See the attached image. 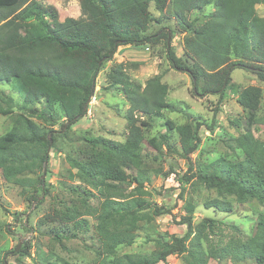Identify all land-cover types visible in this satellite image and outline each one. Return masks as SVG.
Here are the masks:
<instances>
[{
  "label": "trees",
  "instance_id": "obj_1",
  "mask_svg": "<svg viewBox=\"0 0 264 264\" xmlns=\"http://www.w3.org/2000/svg\"><path fill=\"white\" fill-rule=\"evenodd\" d=\"M78 1L81 17L60 21L53 5L37 0H0V84H9L23 100L13 128L0 137V177L23 192L34 190L31 202L36 200L37 191L45 190L42 177L55 142L49 135L56 131L47 125L58 124L59 108L64 113L65 133L87 115L97 75L120 46L152 47L165 39L173 68L189 73L195 89L202 80L204 94L223 97L233 86L231 72L238 67L264 81V18L257 17V7L264 0ZM152 4L157 11L168 10L184 31L191 32L184 42L191 66L171 51L169 31L148 34L153 22ZM211 5L215 11L196 27V20L188 18L190 13ZM108 79L110 86L122 88L130 104L126 142L84 137L88 147L80 150V157L68 158L71 169L76 170L71 176L81 185L74 187L77 199L66 205V224L87 230L88 220L82 216L96 217L102 253L113 257L98 264H161L174 254L185 256V264H209L211 260L264 264V212L258 216L254 235L243 239L240 228H222L213 219H205L195 227L196 206L192 202L186 203V215L181 219L187 227L185 236L159 241L160 250L149 256L116 255L118 247L134 244L139 223L150 218L147 210L153 215L166 211L162 207L153 209L152 203L142 197L127 196L122 186L132 181L141 187L144 184L143 177L132 171L142 165L143 128L149 124L140 122L137 116H159L172 107L166 102L169 87L162 83L161 75L150 78L142 87L120 63L111 68ZM261 98L258 87H249L239 96L248 119L244 133L233 141L245 158L237 162L220 158L200 165L196 171L194 178L215 188L219 195L205 204L208 209L230 211L229 197L242 203L256 201L264 207V139L253 133L254 125L264 124V116L256 114ZM15 107L13 96L0 88V115L11 116ZM166 126L168 132H178L181 155L190 162L201 143L200 123L197 128L189 124L176 127L167 121ZM149 144L156 151L164 145L170 148V136L166 133L160 142L154 138ZM94 198L99 200L97 207L90 203Z\"/></svg>",
  "mask_w": 264,
  "mask_h": 264
},
{
  "label": "rangeland",
  "instance_id": "obj_2",
  "mask_svg": "<svg viewBox=\"0 0 264 264\" xmlns=\"http://www.w3.org/2000/svg\"><path fill=\"white\" fill-rule=\"evenodd\" d=\"M45 5H53L59 12L60 21L67 17L80 18L82 15L78 0H37ZM153 22L148 34L164 29L171 33L170 49L184 64L191 66V60L185 56V39L191 32L184 31L180 22L168 10L157 11L150 7ZM215 11L213 5L190 13L188 18L201 26ZM257 17L264 18V4L257 7ZM165 39L157 46H120L113 59L106 62L99 71L95 82V95L90 102L87 115L72 125L66 133L62 130L64 113L57 109L58 124L47 125L56 131L55 142L50 149L49 163L46 165L44 177L45 190L34 194V190L23 192L21 187L6 183L0 177V264H98L109 262L113 257L102 253L99 240L97 219L95 216L83 215L88 220L87 230L73 228V223L66 224V205L75 201L74 193L77 179L71 176L76 170L71 169L68 158L80 157V150L86 149L84 137H100L107 140L125 143L129 135L126 115L130 108L121 87H112L108 74L115 64L123 63L127 74L133 81L145 87L146 82L156 76H162V83L169 87L166 102L172 108L165 109L159 116L138 115L140 122L149 124L143 128L142 165L133 170V174L143 177V187L138 183H125L126 195L142 197L154 207L166 209L164 214L153 215L142 221L136 231L137 238L132 246H120L117 256L125 254L149 256L160 250L161 240H169L171 236L183 237L187 227L181 224L186 215L187 202L196 208L193 224L196 227L205 219H213L225 228L235 225L241 229L242 238L248 239L255 233L259 214L264 207L256 201L242 203L236 198H227L232 204L230 211L206 208L205 204L219 198L215 188L202 185L194 176L203 164H210L220 158L232 162L243 160L245 155L236 149L233 139L245 131L248 111L239 102V96L249 87L262 90V98L257 116H264V81L250 71L239 68L231 72V84L223 97L204 94L203 81L195 89L189 73L174 69L167 56ZM0 88L13 96L16 102L11 116L0 115V137L13 128L14 118L20 113L22 98L8 84H0ZM38 124L42 121L35 119ZM171 121L176 127L192 125L197 128L201 143L188 162L181 155L179 134L176 130L168 132L166 122ZM139 122V124H140ZM238 123V125H237ZM168 133L170 148L165 145L156 151L149 144L151 139L161 141V136ZM255 137L264 139V124L253 126ZM131 170H129L130 172ZM38 198V199H37ZM90 203L97 207L99 200L91 199ZM50 218L54 220H50ZM59 235V236H58ZM73 235H77L73 237ZM61 240H59L58 238ZM185 256L174 254L161 264H185ZM209 264H233L231 261L211 260ZM240 264H256L246 261Z\"/></svg>",
  "mask_w": 264,
  "mask_h": 264
},
{
  "label": "water",
  "instance_id": "obj_3",
  "mask_svg": "<svg viewBox=\"0 0 264 264\" xmlns=\"http://www.w3.org/2000/svg\"><path fill=\"white\" fill-rule=\"evenodd\" d=\"M95 83V82H94ZM67 126V125H66ZM49 139H51V135H49ZM45 175H46V171H45V173H44V175H43V179H44V177H45Z\"/></svg>",
  "mask_w": 264,
  "mask_h": 264
}]
</instances>
